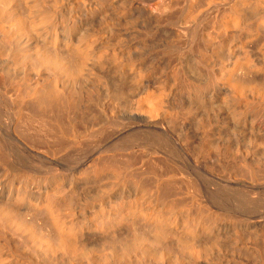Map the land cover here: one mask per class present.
I'll return each mask as SVG.
<instances>
[{
  "label": "bare ground",
  "instance_id": "bare-ground-1",
  "mask_svg": "<svg viewBox=\"0 0 264 264\" xmlns=\"http://www.w3.org/2000/svg\"><path fill=\"white\" fill-rule=\"evenodd\" d=\"M205 1L206 3L204 0L203 2L202 0H187L184 5L180 3L181 1L178 3L169 0L152 2L146 7L141 6L142 14H138L140 7H134V0H0V96L9 102L10 106H19L16 118L12 120V123L9 120L13 134L17 135L15 138H19L21 135L22 138H20L27 145L25 142L24 144L29 147L33 146L34 148H32L36 151L37 145L35 146L34 143H37L38 140L35 141V139L33 142L32 139L34 138L30 136L32 133L38 135L36 138L40 136L42 141L50 140L55 145L59 144V148L64 150L61 152L64 153L81 144L79 131L83 130V128L80 129L82 126L85 128L82 132L96 134L98 127L95 130L94 128L95 125H101L99 124L101 117L97 121L98 124L96 120L93 121L96 123L94 124L92 119H97V116L101 115L102 119H105L104 124L101 125L102 132L106 134L101 137L107 139L110 133L112 136H108V138H113L115 134H119L122 140L118 143L119 145L116 144V146L113 143L114 145L111 147L114 148L110 147V150L103 152L106 155L102 154L101 156L100 154L99 159L102 161L100 164L96 165L95 162L96 166L86 168L85 172L83 168L82 176L98 181L102 180V177L103 180L106 177L109 178L108 175H110L109 180L111 182L106 185L108 187L106 188L107 192L97 186L103 190V193L100 194L101 197L96 196L98 193L95 195L101 201L102 196L106 195L107 198V193L110 194L116 187H124L123 185L128 180L139 190L144 189L146 195L147 191H150L148 195L151 197L150 202L148 200L149 203L142 206L143 209L140 208L141 204H139L141 200L139 198L143 195L137 196L139 200H135L132 196L128 200L123 199L120 202L121 197L119 201L117 200L120 204L115 205L116 209L111 211L115 212L116 210L114 215H111V212L100 210L98 217H96L98 220L89 221L86 225L82 222L84 225L81 224L77 228L69 226L67 229L70 223L63 222V219L75 217L73 215H75V205H78L76 202L79 197L76 196L78 191L74 192L75 194L62 191L63 186L61 187V184L63 185V182L68 180V178L66 179L67 175L63 174L66 173V169L65 172L58 173V170H54L57 168L51 167L48 170L49 174L44 172L49 175L48 179L53 181L55 187L52 185L54 188H51L53 189L46 190L45 194L35 199L37 205L32 200L35 205L31 207V195L29 196L25 191L28 189H26L28 184L32 182L34 184L37 178L34 177L35 175L26 174V171L21 172L23 169L19 171L21 168L17 170L12 166L11 152L9 151L14 145L9 147L10 143L7 144L0 135V176L14 175L12 178H17L19 184L17 188L14 187L15 189L9 192L0 189V264H220L223 262L222 260V262L217 263L223 258L222 252L228 242L226 236H229V233L227 232L228 235H226V233L223 234L217 230V224L224 217L214 208L216 205L214 206L208 200H204L205 198L202 197L199 190V184L195 183L194 179L191 181L187 178V181L181 182V187L186 192L183 194L185 196L190 195L191 202L186 200L185 196L182 197V188L178 187V180L180 179L177 180V175L182 167L179 168L180 166L178 167L173 162L176 150L169 144L168 138L174 136L178 140L182 137L181 139L193 147L195 139L193 142L191 136L195 131L197 135H200L198 146L194 145L196 147H194V152L198 154L197 156L208 157L211 160L215 159L214 156L217 159L220 156V160L221 157L223 160H232L239 169L243 166L244 169L241 168L243 171L247 168L250 175H256V171L254 172L255 165H251L253 164L252 159L246 158L247 155H251L249 154L250 151H256L250 149L248 153L246 152L247 155L243 157L240 151V143L245 142L242 144L246 146L245 144L248 142L246 147L249 145L255 148L258 144L261 145L259 147H264V124L262 123L264 117V45H260L261 47L258 49V44H260L258 43L257 48L255 47L258 49L256 51L251 50L254 48L250 47V44L255 40L256 43L261 41V44H264V0H221L220 2H223L224 6L220 8L216 0ZM202 3H205L204 5L207 7L215 5L213 13L208 15L205 10L203 11ZM178 4L182 7H179ZM137 14L140 16L137 17ZM143 14L146 18L141 16ZM140 17L146 19L145 23L139 19ZM138 19L144 23L143 27L141 24L139 26L145 32L143 43H139L142 47H138L143 48L142 50L146 52L148 57L139 58L134 53V49H136L134 48V27L139 24ZM165 24L167 25L166 28L172 32V41L167 42L164 50L159 52L155 50V47L160 44L158 40L162 39L160 34L162 30L164 31L163 25ZM185 40L187 48L184 51L182 47L185 45ZM143 84L144 86L139 89ZM138 90H140L139 95L135 96L137 100L134 102V93ZM117 106L118 108L119 106L126 107L129 114H134L135 111L143 115L145 119V128L143 129L147 133L144 135V142L150 148V151L145 149V152L147 150L154 155H162H158V160L152 161V164H149L151 159L148 160L147 158L148 164L152 166L149 168L150 172L149 169L146 172L150 173L152 179L155 180V184L152 185L151 182L152 187L147 188L149 190H145L148 185L145 184V179L149 177V174H147L148 177L142 174L141 176L144 177H140V174L135 173L134 169L132 171L136 158L145 155V153H141V155L138 153L144 150L143 148L139 150L142 146H138V151L136 150V143L134 144V131L138 133L141 130L134 128V123H121L117 117V111H119ZM90 110L97 111V116L96 114L94 116L93 113L95 112L92 113ZM88 113H92V118H89L91 115L89 116ZM86 118L91 119V124L89 122L91 126L87 125L88 122L85 123L84 119ZM186 119L188 124L184 122ZM189 121L191 122L189 123ZM0 123L2 124V122ZM2 125L8 130L4 123ZM0 130L3 131V129ZM175 131L179 134L182 133V136H178L177 133L176 136ZM127 133L130 134L126 135ZM85 135L87 136V134ZM85 135L83 133V136ZM184 140H180V143H184ZM93 141L96 145L98 140L93 139ZM188 143L181 144L180 149L182 146L187 148ZM241 150L243 151V149ZM51 151L49 152L50 157L59 154L57 151L54 153L55 150L51 149ZM190 151L193 153L192 150ZM190 151L187 152L190 153ZM41 152L45 158L44 154L46 155L47 152L38 151L37 153L40 155ZM185 152L183 151L184 154L187 153ZM243 152L245 153V149ZM12 153L14 152L12 151ZM149 153L148 155H150ZM48 155L47 157H49ZM241 156L245 159L242 160ZM23 157L20 156V158ZM20 158L17 159V162L18 160L22 162ZM40 158L41 156H38L39 160ZM123 159L127 160L124 161ZM258 159H256L255 164L262 166ZM25 161L28 164L27 161L30 160L28 158V160H24V163ZM18 164L21 166L20 163ZM23 164L22 167H24ZM30 164L28 167L31 166ZM226 165L228 166V164ZM32 166L34 165L32 164ZM162 166L170 170L168 175L163 172L165 177L158 175ZM46 168H49V165ZM260 168L262 169L263 166ZM241 173L240 175H242ZM243 174L245 176L247 173ZM221 177L223 179V176ZM246 177L248 176L246 175ZM44 179L46 180V178ZM191 189L193 190L192 194L190 193ZM93 200L96 201V199ZM78 201L80 200L78 199ZM255 203L253 205H256ZM26 204L28 206H25ZM91 206L93 205L85 204L86 209ZM22 207H24L22 214L31 211L35 215L42 212L43 217H46L44 220L50 231L45 235L46 238L43 237L45 239H37L34 237L35 234H33L34 236L31 234L33 239H30L32 236L27 238L29 234L26 236L25 232V236L23 233L20 235L25 228L24 226L33 224L30 222L26 225L27 221L25 223L24 218L22 219ZM253 208L258 209L255 206ZM40 209L42 210L40 211ZM136 211L141 213L143 217H140L143 218L142 221L147 222L148 228L152 226L153 229H149V235H144L143 240L138 238L137 234L135 236L134 231L127 228L130 231L126 232L128 233L127 237L125 235L124 238L120 237L121 235L116 236L118 227L128 225L130 229H134V221L139 217L137 216L138 213L137 217L134 218ZM90 212L88 211V213ZM227 216L229 215L227 214ZM227 216L225 219L228 220ZM40 218L42 219V217ZM230 219L228 223H230ZM60 220L64 226L66 224L64 228L60 226L62 224H60ZM74 225H76L75 222ZM140 225L143 226V224ZM246 225L250 228H257L258 226L255 222L250 223L248 221ZM35 226L34 229H31L37 230ZM42 228L44 227L42 226ZM42 228H39L38 231ZM87 228L95 229L98 233L102 232V237L100 236V241L97 239L96 242L98 243L95 247L81 239V236L84 237L82 231ZM150 231L154 232L152 237H150L152 235ZM104 232L108 233L105 234ZM40 236L42 237V235ZM261 236L258 235V237ZM263 243L259 244V246L262 244L263 248L258 246V250L253 249L254 255L261 260V264H264ZM229 249L226 250L229 251ZM212 256H218V259L211 262ZM221 256L222 258H220Z\"/></svg>",
  "mask_w": 264,
  "mask_h": 264
},
{
  "label": "rangeland",
  "instance_id": "rangeland-1",
  "mask_svg": "<svg viewBox=\"0 0 264 264\" xmlns=\"http://www.w3.org/2000/svg\"><path fill=\"white\" fill-rule=\"evenodd\" d=\"M165 1H167V0H134V7L135 8H138V6L140 7V8H138V14L140 13V14H142L141 12V10H143L142 9V7H146L147 5H149V4H151L152 2H165ZM169 1H173V2H176V3H178V1L182 4V5H184V3H186V1L187 0H169ZM183 1V2H182ZM221 0H216V2H218V6H219V8L220 7H223L224 6V3L222 2H220ZM138 2H140L139 4H138ZM202 2H203V0H202ZM204 2L206 3V1L204 0ZM220 2V3H219ZM204 3V4H205ZM143 4V5H142ZM203 3H202V5L204 6V8H203V11L205 10V12L206 13H208V15H210L211 13H213V11L215 10V5L214 6H209V7H207V6H205ZM178 5H180V4H178ZM182 5H180L179 7H182ZM142 6V7H141ZM206 8V9H205ZM137 14V17L138 16H140V15H138ZM142 17L144 16V14L143 15H141ZM142 17H140L139 19H141L142 21H144V23H145V20L146 19H143ZM144 18H146L145 16H144ZM202 18H203V16H202ZM138 19V20H139ZM141 20H139V24L137 25H135V26H137V27H134V48H136V49H134L135 50V55L137 56V57H148V55L146 54V52L144 51V50H142L140 47H142L140 44H142L143 42H142V40H144V31H143V29L141 28V26H139L140 24L142 25V27H143V22L141 21ZM166 24L165 25H163V27H165V28H163L164 29V31L162 30V33L159 35L162 39H160V40H158V43H160V44H158L157 45V47H155V50L156 51H159V52H162L163 50H164V46H166V43L167 42H171L172 41V37H171V35H172V32H170L171 30L170 29H167L166 28ZM140 27V28H139ZM137 30H136V29ZM168 28H170V27H168ZM142 29V30H141ZM166 29H167V31H166ZM136 30V31H135ZM170 30V31H169ZM168 31H169V33H168ZM143 32V33H142ZM139 34V35H137V34ZM165 33V34H164ZM165 35V36H164ZM168 35H169V37H171V38H169L168 37ZM136 36H137V38H136ZM163 36V37H162ZM185 42H186V40L184 41V44H185ZM140 43V44H139ZM258 43H260V44H258ZM262 42L261 41H257V43H256V40L254 41V42H252L251 44H250V47L251 48H254V49H251V50H254V51H256V50H258L261 46L260 45H264V44H261ZM187 44V43H186ZM183 45V47H182V49L185 51L186 50V48H187V45ZM259 45V47H258V49H256L257 48V46ZM182 45V44H181ZM256 45V46H255ZM137 46V47H136ZM138 46H140V47H138ZM184 46H186V47H184ZM256 47V48H255ZM141 52V53H140ZM186 53V52H185ZM144 55V56H143ZM144 86V84L142 85V86H140L139 87V89L140 88H142ZM139 91L140 90H138V91H136L135 93H134V102H136V100H137V98L135 97V96H137V95H139ZM2 101V102H1ZM8 103V104H7ZM2 104V105H1ZM177 107H183V106H177ZM19 109V106L18 107H16V106H10V103L9 102H6L5 100H4V98H2V96H0V116L2 117L0 120V122H2V124L4 123V126L6 125L7 126V128H8V130L6 129V127H4L3 128V125L0 123V129H3V131L2 130H0V135H1V137H2V139L4 140V141H6L7 142V144H9L8 146L10 147V146H13L14 145V147L11 149V151H9V152H11L10 153V156H11V163H12V166L15 168V169H17V170H19L20 168V170L19 171H21L22 169H23V171H21V172H24V171H26L25 173L26 174H28V175H30V174H32L31 176H34L35 178H37V181L33 184V182L31 183V184H28V186L26 187V189L28 190H26L25 192L30 196V203H32V205H30L31 207L33 206V205H35V203L37 202L35 199H37V198H39L41 195H43V194H45L47 191H49L50 190V188L51 187H55V185H54V183H53V181H51V184H50V181H49V179H48V177H49V169L52 167L53 169L54 168H57V169H54V170H58L57 172L58 173H63V172H65V169H66V173H63L65 176H66V179L68 178V180L70 181H68V180H66V181H64L63 182V185L61 184V187L63 186V190L62 191H64V192H70V193H72V194H75L77 191V193H76V196H77V198L81 201H78V199L76 198V196H75V200L77 199V202L76 203H78V205H75L76 207H75V211H74V214L75 215H73V216H75V217H73V218H66L65 216V218L63 219V218H61V219H63V222H68V223H70V225H68L67 226V229H69V226L71 227V226H74L75 228H77V227H79V225H86V224H88L89 223V221L91 222V221H95V220H98V218H96V217H98L97 215H99L98 213L100 212V210H103V211H106V212H111L112 210L114 211V209H116V207H115V205L117 206L118 204H120V203H118V201H119V199H120V202H121V200H128L129 199V197L131 198L132 196L134 197V199L135 200H139V199H141V200H143L142 201V203H141V200H140V202H139V204H141V206H140V208L141 209H143L142 208V206L144 205V206H146L145 204H147V203H149L150 202V195H148V193L150 192V191H147L148 193H147V195L145 194V192L146 191H144V189H138L135 185L133 186L132 185V183H131V181L130 180H128L127 181V183L125 184V185H123L124 187H116L115 189H113L111 192H110V194L109 193H107L108 195H107V198H106V195H104V196H102V201L101 200H99V198H96L95 197V195L96 196H100V194H101V192L105 189V192H107L106 190V188H108L106 185L107 184H109V182H111V180H109V178H111L110 177V175H108L109 176V178L108 177H106V176H104V177H106V178H104V180H103V177H102V180L100 179V180H98V181H96V180H93V179H91V178H86L85 176H82V174H83V170H84V172L88 169V168H91V167H93V166H96V165H98V164H100V162H102V161H100V159H99V157H100V154H101V156H102V154H103V152H105V151H108V150H110V147L111 146H113L114 144L113 143H115V145L116 144H118L119 142H120V140H122V138H120V136H119V134H115L114 136H113V138H111V137H109L108 138V136H112L111 135V133H110V135H108L107 136V139H104V138H102L101 136H103L104 137V135H106L105 134V132H102L103 130H102V126L101 125H103L104 123H103V121L105 122V119H102L103 117L101 116V115H99V116H97V114H98V112L96 111L95 112V110L93 111H91L90 110V112H95V113H93V115L94 114H96V116L98 117H96L97 119H92V122L93 121H95L96 120V123H97V121H99L98 119L100 118L101 120L99 121V124H101L100 126H101V128L99 129V127L100 126H98V125H95L96 127L94 128V130L96 129L97 130V132H96V134H95V136H97V135H100V136H97V137H95V136H93L94 134L93 133H85V131L84 132H82L85 128L82 126L80 129H82L83 128V130H81V131H79V133H81L80 134V141H82L81 142V144L79 145V146H75V148H70L69 150H67V151H65L64 153L63 152H61V151H64L63 150V148H59V144L56 146L55 144H53V142L52 141H42L41 140V138H40V136H39V138H36V136H38V135H33L32 133H31V138H34V139H32L33 140V142H34V140L35 141H37L38 140V142L35 144L34 143V145L37 147V148H39V149H37L36 148V151H35V149H33L32 147H29V146H26L27 144H26V142L23 140L22 141V137H21V135H20V140H18L17 138H15L17 135H15V134H13V130L11 129V123H12V120L13 119H15L16 118V114H17V112H18V109ZM117 108H118V106H117ZM122 108V109H121ZM119 111H117L118 112V114H117V117L120 119V121H121V123H134V128H136V129H140L141 131L140 132H135L134 131V144L135 145H137V147H136V150H138L139 148H138V146L140 147V145L142 146V147H140V149L139 150H141L142 148L144 149V150H142L141 152L139 151L138 153L141 155V153H145V155H142V156H139V157H137L136 158V160L134 161V163L135 164H133L134 166H133V168H132V171H133V169H134V172L135 173H139L140 174V177H144V176H141V174L142 175H146L147 176V174H149L147 177L148 178H144L146 181L148 180V182H146L145 181V184H148L147 186H146V188H145V190H149L151 187H152V185H153V183L155 184V180L154 179H152V175L150 174V173H147L146 171H148V169L152 166V165H149V164H152L153 162L152 161H157L158 159H157V157L159 158V156L158 155H160V154H155L154 155V153H152V152H148V151H150V148H149V146L147 147L146 146V144H145V142H144V140H145V136L144 135H147V133L145 132V130L143 129V128H145V119H144V117H143V115L141 114V113H139V112H135L134 111V114H132V113H130L129 114V110L125 107L124 108V106H119ZM126 109V110H125ZM121 110V111H120ZM125 111V112H124ZM120 112V113H119ZM12 113V114H11ZM92 113H88L89 114V118H92ZM5 114V115H4ZM132 114V115H131ZM119 115V116H118ZM95 116V115H94ZM133 116V117H132ZM88 117V116H87ZM84 119L86 122L85 123H87L88 122V124L87 125H90L91 124V119ZM262 119V118H261ZM9 120H10V122H9ZM88 120V121H87ZM263 121H264V117H263V119H262ZM187 121V119L184 121V122H186ZM262 121V123L264 124V122ZM89 122H90V124H89ZM102 122V123H101ZM183 122V123H184ZM191 121H189V123H190ZM6 123V124H5ZM7 123H8V125H7ZM94 123V122H93ZM93 123H92V125H93ZM96 123H94V124H96ZM98 124V123H97ZM186 124H188V122H186ZM91 126V125H90ZM78 128H79V126H78ZM79 129V130H80ZM183 129V128H182ZM8 131L7 133L5 132V131ZM98 130H100L99 132H98ZM9 131H11V132H9ZM78 131V130H77ZM4 132V133H3ZM83 133H84V135L85 134H87V136L85 137V136H83ZM99 133V134H98ZM178 134V136L180 135V136H182L181 134H179V132H176L175 131V135L177 136V134ZM196 135H195V134ZM19 134V133H18ZM102 134V135H101ZM104 134V135H103ZM130 133H127L126 135H129ZM3 135V136H2ZM7 135V136H6ZM13 135H15V136H13ZM33 135V136H32ZM195 137H194V136ZM11 136V137H10ZM19 136V135H18ZM23 136V135H22ZM83 136V137H82ZM89 136V137H88ZM91 136H93V137H91ZM184 136V135H183ZM191 136V135H190ZM106 137V136H105ZM116 137V138H115ZM124 137H126V136H124ZM123 137V138H124ZM173 137V138H172ZM198 137H200V135L198 134L197 135V132H193L192 133V136H191V139H192V141L194 142V140L193 139H195V142L193 143L196 147L198 146L197 144H198V141H199V138ZM12 140H11V139ZM26 138V137H25ZM97 138V139H96ZM101 138V139H100ZM137 138V139H136ZM140 138H141V140H140ZM172 138V139H171ZM182 137H180V138H178V140H177V137H174V136H169V138H168V142H169V144L176 150V156L174 157V164L175 165H177L179 168H181L182 170L181 171H179L180 173L177 175V180H178V178L180 179V180H178L179 181V185H178V187H180V188H182L181 186H182V183L181 182H185V181H187L188 179L189 180H191V181H193L192 179H194L195 181V183L197 182L198 184H196V185H198L199 187V190H200V192L202 193V197L203 198H205L204 200H208L209 201V203L211 202V204H213L214 206V208L216 209V210H218L217 212L218 213H220V214H222L223 215V219H225V216H227V214L229 215V216H227L228 217V220L230 219V223H228V220H227V218L224 220V222H222L223 221V219H221V221H218V224H217V230H220V232H222L223 234H225L226 233V235H228V233H229V236H226V241H228L227 243H226V246H225V249L223 250V252L224 251H226V252H222V255H223V258H222V256L220 257V258H222V259H220V261H217V263H220V262H222V260H223V262L222 263H220V264H225L226 262V264H261V260H259V258L256 256V255H254L255 253H254V250H255V248L258 250L259 249V247L260 248H263V245L261 244L260 246H259V244L260 243H263V239H264V157H263V153H264V147H259V146H261V145H257L255 148L253 147V146H249L248 145V147H246L247 146V144H249L248 142H246V146H244V144H242V143H245V142H241L240 143V151L242 152V155H243V157L245 156V155H247V153H248V151H250V149L252 150V149H254L256 152H251L250 151V153L249 154H251V155H247L246 156V158L248 157V160H251L252 159V163L253 164H251V165H255V170H254V172H255V176H253V174H251L250 175V172L248 171V169L247 168H245L246 170H242V169H244V167L243 166H241L240 167V169H239V167H238V165H235L234 163H233V161L231 162L229 159H222V157H221V160L219 159V157H218V159L216 158V156H214V158L215 159H212L211 160V158H208V157H206L207 158V160H206V158H204V157H202L201 158V156H197L198 154H196L195 152H194V145H193V147H192V145H189V143L188 142H186L184 139H181ZM198 138V139H197ZM93 139L94 140H98L99 141V144H98V141L96 142V145H95V143H93L94 141H93ZM101 141H100V140ZM115 139V140H114ZM140 141H139V140ZM176 139V140H175ZM40 140H41V143H40ZM44 140V139H43ZM169 140H174V141H169ZM182 140H184V143L182 142V143H180ZM79 141V142H80ZM85 143H84V142ZM102 141H104V143H101ZM176 141H178V142H176ZM197 141V142H196ZM24 142H25V144H24ZM44 142H46L45 144H43ZM51 142H52V145H55V146H52L51 145ZM117 142V143H116ZM171 142H173L174 144L172 145V143ZM13 143V144H12ZM82 143H84V144H82ZM180 143V144H179ZM186 143H188L186 146H188V147H190V149H188V147L186 148L185 146H182V148L180 149V147H181V144H186ZM196 143V144H195ZM42 144V145H41ZM179 144V145H178ZM40 145V146H39ZM50 145V146H49ZM83 145V146H82ZM119 145V144H118ZM177 145V146H176ZM241 145H243L242 147H244V148H242L241 147ZM21 146V147H20ZM31 146V145H30ZM44 146H45V148H46V150H45V148H44ZM52 146V147H51ZM87 146V147H86ZM117 146V145H116ZM115 146V147H116ZM180 146V147H179ZM41 147V148H40ZM54 147V148H53ZM146 147V148H145ZM176 147V148H175ZM192 147V148H191ZM195 147V148H196ZM32 148V149H31ZM44 148V149H43ZM111 148H114V147H111ZM183 148H185V149H187V150H185V149H183ZM28 149V150H27ZM32 151H31V150ZM51 149L52 150H55V151H53L54 153L57 151V152H59V154H55V157H53L52 155H51V157H50V151H51ZM57 149V150H56ZM60 149H62V150H60ZM145 149H148V151L146 150V152H145ZM241 149H243V151H244V149H245V153L241 150ZM247 149V150H246ZM249 149V150H248ZM16 152H15V151ZM20 150V151H19ZM27 150V151H26ZM40 152V151H44V152H47V154H49L48 156L49 157H47V154L45 155L44 153V157L45 158H43V155H42V152L40 153V155H39V153H37L38 151ZM49 150V151H48ZM104 150V151H103ZM185 152H187L188 150L190 151V150H192L193 151V153H194V155H192L193 153H191V151H190V153L189 152H185L186 154H189L190 156L192 155L193 156V158H192V156L190 157L189 155H187L186 156V154H184L183 153V151ZM12 151L14 152V153H12ZM27 152V153H26ZM33 152V153H32ZM34 152H35V154H34ZM52 152V151H51ZM56 152V153H57ZM151 155H148V153ZM240 152V153H241ZM247 152V153H246ZM38 155H37V154ZM244 153V154H243ZM255 155V157H253L254 155ZM13 154V155H12ZM53 154V153H52ZM147 154V155H146ZM179 154V155H178ZM16 157H15V156ZM25 155V156H24ZM31 155V156H30ZM37 155V156H36ZM103 155H106V153L105 154H103ZM241 155V154H240ZM258 156V158H256L257 156ZM12 156H14V157H12ZM19 156V157H18ZM20 156L21 157H23V158H20ZM27 156V157H26ZM38 156L40 157L41 156V158H40V160L38 159ZM64 156V157H63ZM147 156H149V157H147ZM160 156H162V155H160ZM238 156H239V154H238ZM261 158H260V157ZM31 157V158H30ZM140 157H142L141 159H140ZM155 158V160H154V158ZM177 157V158H176ZM184 157V158H183ZM249 157H251L250 159H249ZM16 158V159H15ZM18 158H20V161H22V162H19V160H18V162H17V159ZM28 158H29V160L30 161H27V162H29L28 164H30V163H32L34 166H32V164H30L31 166H29L28 167V164L26 163V161H25V163H24V160L25 159H27L28 160ZM43 158V159H42ZM56 158V159H55ZM147 158H148V160L149 159H151L150 160V163L149 162H147L148 160H147ZM187 158V159H186ZM191 158H192V161H191ZM213 158V157H212ZM240 158H242V156L240 157ZM22 159H24V160H22ZM42 159V160H41ZM46 159V160H45ZM54 161H53V160ZM59 159V160H58ZM137 159H139V160H137ZM146 159V160H145ZM184 159V160H183ZM210 161H209V160ZM216 159H217V161H216ZM245 158H242V160H244ZM256 159H258V161H259V163H260V165H262L263 166V168L261 169L260 167H262V166H259V164H255L256 162H257V160ZM15 160V161H14ZM32 160V161H31ZM38 160H39V162H38ZM97 160V161H96ZM124 160V159H123ZM122 160V161H123ZM125 160H127V159H125ZM124 160V161H125ZM140 160H142V161H140ZM204 160V161H203ZM206 160V161H205ZM227 160H228V162H227ZM241 160V159H240ZM261 160V161H260ZM262 160H263V163H262ZM14 161V162H13ZM35 161V162H34ZM66 161V162H65ZM123 161V162H124ZM139 161V162H138ZM194 161H196V162H194ZM222 161V162H221ZM223 161H225V162H223ZM254 161V162H253ZM17 162V163H16ZM38 162V163H37ZM51 162V163H50ZM95 162H96V165H95ZM99 162V163H98ZM142 162V163H141ZM147 162V163H146ZM194 162V163H193ZM213 162V163H212ZM218 162V163H217ZM220 162V163H219ZM18 163H20V165L21 166H19V164ZM27 166H25L24 164ZM42 163V164H41ZM46 163V164H45ZM71 163V164H70ZM138 163V164H137ZM149 163V164H148ZM206 163V164H205ZM249 163H250V161H249ZM262 163V164H261ZM17 164V165H16ZM22 164H23V166L24 167H22ZM49 165V168H46V167H48V165ZM55 164H57L56 166H55ZM60 164V165H59ZM68 164V165H67ZM137 164V165H136ZM140 164V165H139ZM146 164H148V165H146ZM220 164V165H219ZM226 164H228V166L226 165ZM232 164V165H231ZM47 165V166H46ZM90 165V166H89ZM205 165V166H204ZM217 165V166H216ZM231 167H230V166ZM65 166V167H64ZM89 166V167H88ZM209 166V167H208ZM212 166V167H211ZM223 167V169H221L222 167ZM225 166V167H224ZM232 166H234V167H232ZM258 166V167H257ZM26 167V168H25ZM35 167H36V169H35ZM59 167V168H58ZM62 167H64V168H62ZM142 167H144V168H142ZM146 167V168H145ZM197 167V168H196ZM214 167V168H213ZM257 167V168H256ZM61 168H62V170H61ZM84 168V169H83ZM87 168V169H86ZM139 168V169H138ZM196 168V169H195ZM210 168H211V170H210ZM214 170H213V169ZM218 168H219V170H218ZM228 168V169H227ZM231 168V169H230ZM81 169V170H80ZM142 169V170H141ZM144 169V170H143ZM167 168H163V166H162V168H160V170L161 171H159V173H158V175H159V177L161 176V177H165L166 175H168V173H169V171L170 170H166ZM217 169V170H216ZM46 170V171H45ZM166 170V171H165ZM223 170V171H222ZM236 170V171H235ZM240 170V171H239ZM144 172V174H143V172ZM210 171H212L213 173L211 174V172ZM220 171V172H219ZM243 171V173H247V174H245V176H244V174L243 173H241ZM44 172H46V173H48V174H46V173H44ZM142 172V173H141ZM149 172H150V169H149ZM163 172L166 174H163ZM184 174H183V173ZM215 172H217V173H215ZM220 174H219V173ZM222 172V173H221ZM234 172H235V175H234ZM249 172V173H248ZM81 173V174H80ZM225 173H227V174H225ZM240 173L243 175H240ZM138 174V175H139ZM181 174V175H180ZM209 174H211V175H209ZM226 176H225V175ZM258 174V175H257ZM262 175V177H260L261 175ZM47 175V176H46ZM135 175V174H134ZM151 175V176H150ZM219 175V176H218ZM238 176V178H237V176ZM246 175L248 176V177H246ZM250 175V176H249ZM9 176V177H8ZM8 176H6V177H4L3 175H1L0 176V189L2 188V189H4V192H9V191H11V190H14L15 188H17L18 187V180H17V178H12V176L14 177V175H11V174H9ZM76 176H78V177H76ZM81 176V177H80ZM137 176V175H136ZM145 176V177H146ZM185 176H187V177H185ZM213 176V177H212ZM221 176H223V179H222V177ZM240 176V177H239ZM242 176V177H241ZM257 176V177H256ZM46 178V180L44 179V178ZM151 177V178H150ZM181 177H183V178H181ZM215 177H216V179H215ZM220 177V178H219ZM228 177V178H227ZM243 177H245V178H243ZM252 177V178H251ZM254 177H255V179H254ZM6 178V179H5ZM7 178H9L8 180H7ZM78 179V180H76V179ZM84 178V179H83ZM108 178V179H107ZM188 178V179H187ZM191 178V179H190ZM232 178V179H231ZM240 178V179H239ZM248 178V179H247ZM257 178V179H256ZM3 179V180H2ZM14 179V180H13ZM48 179V180H47ZM75 181H74V180ZM86 179V180H85ZM186 179V180H185ZM254 179V180H253ZM6 180V181H5ZM11 180V181H10ZM84 180V181H83ZM108 180V181H107ZM149 180H152V181H149ZM249 180V181H248ZM250 180H253V181H250ZM17 183H16V182ZM44 181H46L45 183H44ZM49 183H48V182ZM80 181V182H79ZM95 181V182H94ZM225 181V182H224ZM248 181V182H247ZM260 181V182H259ZM9 182V183H8ZM37 182H39V183H37ZM66 182V183H65ZM87 182V183H86ZM151 182H152V185H151ZM200 182V183H199ZM7 185H6V184ZM100 185H99V184ZM222 183V184H221ZM234 183V184H233ZM238 183V184H237ZM259 183V184H258ZM3 184V185H2ZM11 184V185H10ZM27 184V183H26ZM82 184V185H81ZM85 184V185H84ZM150 184V185H149ZM208 184V185H207ZM232 186H231V185ZM16 185V186H15ZM53 185V186H52ZM93 185V186H92ZM221 185V186H220ZM226 185V186H225ZM258 185V186H257ZM262 185V186H261ZM3 186V187H2ZM10 186V187H9ZM13 186V187H12ZM36 186V187H35ZM43 186H45V187H43ZM65 186V187H64ZM100 188L101 187V189H103V190H100L98 187ZM104 186V187H103ZM15 187V188H14ZM53 187V188H54ZM70 189H69V188ZM222 187V188H221ZM233 187V188H232ZM248 187V188H247ZM7 188V189H6ZM53 188H51V189H53ZM65 188V189H64ZM123 188V189H122ZM147 188H149V189H147ZM203 188V189H202ZM239 188V189H238ZM245 188H247V189H245ZM252 188V189H251ZM9 189V190H8ZM37 189V190H36ZM79 189V190H78ZM137 189V190H136ZM214 189V190H213ZM247 192H245L244 190ZM47 190V191H46ZM67 190V191H66ZM72 190V191H71ZM96 190V191H95ZM100 190V191H99ZM124 190V191H123ZM136 190V191H135ZM243 190V191H242ZM252 190V191H251ZM43 191V192H42ZM92 191V192H91ZM99 191V192H98ZM122 191V192H121ZM143 191V192H142ZM75 192V193H74ZM116 192V193H115ZM120 194H119V193ZM182 192V193H181ZM181 194L183 195L182 197H184L185 195L183 194V193H186L185 191H183V188L181 189ZM193 193V190L191 189V191H190V193ZM219 192V193H218ZM251 194H250V193ZM261 192V193H260ZM34 193H36V194H34ZM91 193V194H90ZM103 193V192H102ZM126 193V194H125ZM128 193V194H127ZM140 193V194H139ZM142 193V194H141ZM191 193V194H192ZM229 193V194H228ZM249 193V194H248ZM39 194V195H38ZM80 194V195H79ZM82 194H84V195H82ZM93 194V195H92ZM105 194V193H104ZM118 194V195H117ZM221 194V195H220ZM235 194V195H234ZM239 194V195H238ZM103 195V194H102ZM136 195V196H135ZM140 195V196H139ZM141 195H143L142 197H141ZM214 195V196H213ZM241 195V196H240ZM88 196H90V197H88ZM137 196H139V197H141V198H137ZM190 196V195H189ZM189 196H185L186 198V200H190V202H191V199H190V197ZM35 197V198H34ZM73 197H74V195H73ZM86 197V198H85ZM92 197V198H91ZM101 197V196H100ZM105 197V198H104ZM128 197V198H127ZM147 197V198H146ZM244 197V198H243ZM34 198V199H33ZM87 198H91L90 200L89 199H87ZM144 198V199H143ZM84 201H83V200ZM93 199H96V201L98 202V203H93V202H96L95 200H93ZM184 199V198H183ZM212 199V200H211ZM249 199H252V200H249ZM260 199H261V201H262V203H261V201H260ZM35 202H33V201ZM88 200V201H87ZM112 200H114V201H112ZM118 200V201H117ZM148 200H149V202H148ZM185 200V201H186ZM233 200H234V202H233ZM246 202V204H245V202ZM83 201V202H82ZM117 201V204L115 203ZM249 201H250V204H249ZM187 202V201H186ZM189 202V201H188ZM242 202H243V204H242ZM247 202H248V204H247ZM256 202V203H255ZM259 202H260V204H259ZM75 203V204H76ZM92 204L93 206H91V207H89V208H85V204ZM110 203V204H109ZM115 203V204H114ZM234 203V204H233ZM240 203V204H239ZM253 203H255L256 205H258V206H256V205H253ZM95 204L97 205L98 204V206H95ZM36 205H37V203H36ZM84 205V206H83ZM240 205V206H239ZM245 205V206H244ZM251 205V206H250ZM25 206H28V204H26ZM113 206H114V208H113ZM243 206V207H242ZM250 206V207H249ZM257 207L256 209L257 210H255L253 207ZM98 207H100L99 209H98ZM252 207V208H251ZM263 208V210H261L262 208ZM113 208V209H112ZM139 208V210H140V212H141V209ZM225 208V209H224ZM250 208H251V210H250ZM24 209V207H22V212H21V214L22 213H24L23 210ZM37 209V208H36ZM86 209V210H85ZM104 209H106V210H104ZM214 209V210H215ZM236 209V210H235ZM238 209H239V212H237L238 211ZM252 209H253V211H252ZM42 209H40V211H41ZM93 210V211H92ZM108 210V211H107ZM228 210V211H227ZM77 211V212H76ZM83 211V212H82ZM88 211L90 212V213H88ZM252 211V212H251ZM255 211V212H254ZM76 212V213H75ZM92 212H94V213H92ZM140 212H138V211H136L135 213V215H134V218L135 217H137V216H141V213ZM247 212V213H246ZM256 212H257V214H256ZM33 212H31L30 211V213H25V214H22V219L25 221V223H26V221H27V224L26 225H28L30 222L31 223H33V224H30L31 225V227H30V225L29 226H24V227H22V228H24L25 229V231H24V229L21 231V233H20V235L23 233V235L25 236V234H26V236H28L27 234H29V236L27 237V238H29L30 236H32L33 234H35V236L34 237H36L37 239L38 238H40V239H42L43 237H45V235H47L49 232L48 231H50V230H48V228L49 227H47V223H45L46 221L44 220V219H46V217L44 216L43 217V213L42 212H39L38 214H32ZM83 213V214H82ZM116 213V210H115V212H111L110 214L111 215H114V214ZM139 213V214H138ZM252 213L253 215H250V214ZM261 213V214H260ZM27 214V215H26ZM79 214V215H78ZM90 214V216H88ZM91 214H92V217H91ZM93 214H94V216H93ZM138 214V215H137ZM225 214V215H224ZM240 214V215H239ZM30 215V216H29ZM87 215V216H86ZM137 215V216H136ZM23 216H25V217H23ZM84 216V218H82ZM242 216V217H241ZM36 217V218H35ZM37 217H39L38 218V220H40V221H38L37 220ZM40 217H42V219L40 218ZM79 217V218H78ZM139 217L138 218H136V220L134 221V225L136 226H134V229L132 230V229H130V227H128V225H125V226H122V227H118L117 229L119 230H117V234H116V236H118V235H121L120 237H122V238H124L123 236L125 235L126 237H127V235H128V233H126L127 231L128 232H130V231H134V234H135V236H136V234H137V237L139 238H142V237H144V235H149V229L150 228H152V226L150 227V225H149V227L150 228H148V226H147V222H145V220H143L142 221V219L143 218H141V217H143V216H141L140 217V219H141V221H140V219H139ZM253 217V218H252ZM33 218V219H32ZM35 218V219H34ZM87 218V219H86ZM67 219V221H64V220H66ZM78 219V220H77ZM80 219H81V221H80ZM83 219V220H82ZM93 219V220H92ZM101 219V218H100ZM233 219V220H232ZM247 219V220H246ZM33 222H32V221ZM36 220V221H35ZM44 220V221H43ZM75 220V221H74ZM139 220V221H138ZM232 220V221H231ZM84 221H86V222H84ZM227 221V222H226ZM238 221V222H237ZM248 221V222H250V223H252V222H255L258 226H257V228L255 227V228H250L249 226H247L246 225V222ZM44 222V223H43ZM74 222H75V224L76 225H74ZM84 224H83V223ZM137 222V223H136ZM138 222H140L139 224H138ZM220 222H222V223H220ZM245 222V223H244ZM258 222V223H257ZM36 223H37V225H36ZM40 223V224H39ZM62 223V220H60V224ZM79 223V224H78ZM97 223H98V221H97ZM220 223V224H219ZM226 223H227V225H226ZM239 223V224H238ZM241 223H244V224H241ZM59 224V225H60ZM65 224V223H64ZM140 224H143V226L142 225H140ZM229 224V225H228ZM236 224V225H235ZM35 226V228H37V230L35 231V230H33L34 229V226ZM45 228H42V226ZM45 225V226H44ZM139 225V226H138ZM181 225V224H180ZM243 225V226H242ZM33 226V227H32ZM40 226V227H39ZM60 226H62V228H64L65 226H66V224H65V226L63 225V223L60 225ZM145 226H147V227H145ZM228 226V227H227ZM235 226V227H234ZM237 226V227H236ZM241 226V227H240ZM47 227V228H46ZM123 227H124V229H123ZM126 227V228H125ZM139 227H141V228H139ZM232 227V228H231ZM246 227V228H245ZM260 227V228H259ZM29 228V229H28ZM31 228H33V229H31ZM39 228H42V229H40L39 231H41V232H39L38 231V229ZM72 228V227H71ZM127 228H129V230L127 229ZM136 228H138V229H136ZM144 228V229H143ZM147 228V229H146ZM220 228V229H219ZM231 228V229H230ZM235 228V229H234ZM153 229V228H152ZM152 229H151V231H152ZM235 231H233V230ZM247 229V230H246ZM263 231H262V230ZM90 230V231H89ZM123 230V231H122ZM142 230H144V231H142ZM245 230V231H244ZM35 231V232H34ZM42 231H45V232H43V233H45V234H43L42 233ZM47 231V232H46ZM88 231V232H87ZM147 233H146V232ZM150 231V234L152 233ZM154 231V230H153ZM179 231H181V230H179ZM225 231V232H224ZM238 231V232H237ZM253 231V232H252ZM260 231V232H259ZM262 231V232H261ZM24 232H25V234H24ZM29 232V233H28ZM32 232V233H31ZM34 232V233H33ZM84 232V233H83ZM121 232V233H120ZM182 232V231H181ZM228 232V233H227ZM237 232V233H236ZM240 232V233H239ZM37 233V234H36ZM91 233V234H90ZM98 231H96L95 229L93 230V229H84L83 231H82V235L84 236L83 238H82V236H81V239L83 240V241H85V243H87V244H90V245H93L94 247L96 246V243H98V242H96V241H98L97 239H99V241H100V236L102 235L100 232L98 233ZM105 233V232H104ZM104 233H103V235H104ZM108 232H106L105 234H107ZM145 233V234H144ZM231 233H232V235H231ZM250 233V234H249ZM263 233V234H262ZM19 234V233H18ZM32 234V235H31ZM88 234V235H87ZM90 234V235H89ZM97 234V235H96ZM142 234V235H141ZM153 234H154V232L152 233V235L150 236V237H152L153 236ZM23 235H22V237H23ZM40 235H42V237L40 236ZM141 235V236H140ZM236 235H237V237H236ZM249 235V236H248ZM252 236V238H254V239H252L251 238V236ZM253 235H254V237H253ZM257 235V236H256ZM258 235H262L261 237L263 238V239H258V238H261V237H258ZM32 236V238L30 237V239H33L34 237ZM89 238H88V237ZM93 236V237H92ZM95 236V237H94ZM232 236V237H231ZM21 237V236H20ZM90 237H91V239H90ZM98 237V238H97ZM102 237V236H101ZM229 237H231V238H229ZM46 238V237H45ZM45 238H43V239H45ZM237 238V239H236ZM248 238V239H247ZM250 238V239H249ZM39 239V240H40ZM86 239H88V240H86ZM143 240H144V238H142ZM141 239V240H142ZM236 239V241H234ZM252 239V240H251ZM90 240V241H89ZM140 240V241H141ZM142 240V241H143ZM257 242H256V241ZM232 241V242H231ZM250 241V242H249ZM258 241L260 242L259 244H258ZM94 242V243H93ZM234 242V243H233ZM252 242H253V244H252ZM92 243V244H91ZM230 243H231V246H229L230 245ZM233 243V244H232ZM235 243H237V244H235ZM252 245H251V244ZM235 244V245H234ZM250 244V245H249ZM258 244V245H257ZM264 244V243H263ZM228 245V246H227ZM248 246V247H247ZM253 246V247H252ZM258 248H257V247ZM93 247V248H94ZM226 247H229V248H226ZM90 248H92V246H90ZM237 249V250H235V249ZM229 249V251H227V250ZM254 249V250H253ZM231 251V252H230ZM235 252H236V254H235ZM252 252H253V254H252ZM226 254V255H225ZM233 254V256H231ZM225 255V256H224ZM228 255H230V256H228ZM227 256V257H226ZM246 256V257H245ZM249 256V257H248ZM232 257V258H231ZM234 257V258H233ZM243 257H245L244 259H243ZM248 257V259H246ZM252 257V258H251ZM211 258V257H210ZM255 258H258V259H255ZM214 259H215V261L218 259V256L216 257V256H212V261L211 262H213L214 261ZM226 259H227V261H226ZM245 259H246V261H245ZM230 260V262H228ZM245 262H244V261ZM214 261V262H215ZM226 261V262H225ZM255 261V262H254ZM257 261H259V262H257ZM160 264V263H159ZM162 264V263H161Z\"/></svg>",
  "mask_w": 264,
  "mask_h": 264
}]
</instances>
